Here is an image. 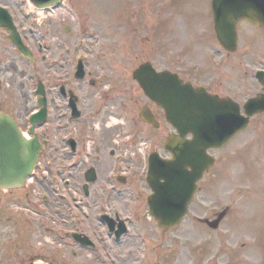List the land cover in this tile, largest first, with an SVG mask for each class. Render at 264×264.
<instances>
[{
    "label": "rangeland",
    "instance_id": "obj_1",
    "mask_svg": "<svg viewBox=\"0 0 264 264\" xmlns=\"http://www.w3.org/2000/svg\"><path fill=\"white\" fill-rule=\"evenodd\" d=\"M0 1L18 6L13 16L25 43L35 51L43 43L37 64L33 65L14 51L6 33L0 31L3 109H9L16 116L23 114L19 122L24 127L26 113L39 107L33 94L37 81L33 80L46 81L48 105L52 108L48 120L51 123L50 127L45 124L38 132L42 140H50V146V142L70 131L78 132L86 139L93 123L103 128L102 133L110 136L109 145H114L113 138H119L123 125L132 124L131 119L137 113L132 97L139 98V104L148 101L131 75L148 59L159 70L182 71L195 83L208 84L213 92L231 96L241 105L262 90L254 73L256 68H264V31L241 22L239 46L233 53L226 52L215 34L209 0H67L64 8L46 14L45 21L39 25L33 18L37 13L30 12V0H20V3L19 0ZM25 26L29 30H22ZM66 26H70L69 32L65 31ZM67 41L76 44L84 41L83 46L94 51L89 55L88 67L100 71V76L103 74L95 87L89 84L88 78L81 81L72 75L73 67L69 64L73 62L64 53L59 58L61 65L52 67V56L58 57L59 52L65 51L59 47L61 42ZM62 82L80 95V106L84 110L81 123L66 118L67 105L52 90L54 85ZM25 104L27 108L20 109ZM89 115L94 118L87 124ZM163 121L162 129L156 130V134L166 138L164 131L167 134L173 129L165 119ZM107 125L115 127L110 131L105 129ZM142 128L139 124L137 130ZM49 149L50 152L45 151L40 158V169L51 171L46 165L49 159L54 166L69 159L64 155L55 159L51 155L53 149ZM211 153L216 163L200 182L189 215L168 230L159 227L149 215L146 199L150 188L147 185L132 179L123 186L121 193L101 189L111 162L109 156L105 170L91 184V198H60L56 208H46L41 205L40 193V189L44 192L46 181L40 179L26 189L15 191L13 199L11 192L5 193V203L0 205V230L4 242L0 264H10L11 260L13 264H22L21 249L24 248L34 250L31 252V260L35 259L33 264H47V258L52 260L50 264H113L111 258H118L114 264H264V114L253 117L247 130L223 149L211 150ZM78 157L80 163L82 155ZM77 184L75 191L62 188L60 191L73 196L79 192L85 196L82 184L75 180L73 186ZM36 185L37 197L16 199L24 190L32 191ZM87 201L89 206H85ZM76 202L80 203L79 207ZM96 205L121 215H132L136 220L122 243L108 238V230L103 228L100 220H95ZM226 207L231 211L218 229L198 221V218L212 220ZM86 210L91 216H86ZM36 213L40 217L36 218ZM43 219L46 223L42 226ZM88 224L103 233L100 237L96 235L97 238L86 233L98 242L95 246L93 241L95 247L84 249L73 239L66 244L56 231L58 226L64 227V231L73 227L83 231ZM15 253L20 256H12Z\"/></svg>",
    "mask_w": 264,
    "mask_h": 264
},
{
    "label": "water",
    "instance_id": "obj_2",
    "mask_svg": "<svg viewBox=\"0 0 264 264\" xmlns=\"http://www.w3.org/2000/svg\"><path fill=\"white\" fill-rule=\"evenodd\" d=\"M38 6L60 4L63 0H35ZM216 9V28L220 41L229 50L237 46V22L242 18L264 26V0H214ZM0 21L10 31V39L18 48L31 57L29 50L23 46L15 31L12 21ZM150 64H143L135 71V77L141 82L145 91L162 104L170 121L177 127L179 135L168 138L166 148L177 155L172 172L165 171L162 176L158 167L153 165L150 171L151 184L156 198L151 202V212L156 216L160 226L170 227L178 222L186 211L187 203L193 194L195 182L212 161L207 160V149L223 145L238 130L247 125L248 118H241L239 107L229 98H219L191 86L184 85L176 75L169 72L156 74ZM264 82V76L262 77ZM40 92L43 93L41 88ZM249 115L264 110V97L253 98L246 105ZM143 117L153 121L149 112L141 110ZM45 110L36 115L34 120L44 118ZM41 117V118H39ZM192 132L193 140L185 136ZM39 151L37 136L26 139L13 119L0 114V187L13 188L23 185L32 174ZM187 164H183V162ZM205 166L204 168V164ZM193 171H188V166ZM164 167V166H161ZM157 168V169H156ZM164 169V168H159ZM164 177L166 182L160 183ZM159 182V184L157 183ZM224 213L215 221L209 222L217 227Z\"/></svg>",
    "mask_w": 264,
    "mask_h": 264
},
{
    "label": "flooded vegetation",
    "instance_id": "obj_3",
    "mask_svg": "<svg viewBox=\"0 0 264 264\" xmlns=\"http://www.w3.org/2000/svg\"><path fill=\"white\" fill-rule=\"evenodd\" d=\"M17 102V101H16ZM25 107L23 108L22 106H21V108L20 109H26L27 108V105L25 104L24 105ZM67 108V107H66ZM67 111L69 112V109L67 108ZM15 116V119H16V121L18 122L19 121V119L23 116V114H18L17 116L16 115H14ZM148 126V129L146 130V134H153L152 133V131H151V126L152 125H150V124H148L147 125ZM23 127V126H22ZM102 129L103 128H99V131L98 130H95V128L94 127H92V129L90 130V132H92L91 134H89L88 135V137L89 138H93L94 140H93V143L94 144H97V141H96V138H97V135H96V133H100L101 134V139L102 140H100L99 141V144H98V147H97V149H96V151H97V153H103V161H102V163L100 162V160H99V158L97 159V158H95V159H93L92 161H93V166H95L96 167V170H97V172H98V175L99 176H101V173L103 172V169H104V167H105V165H104V163H105V158L107 157V155L109 154V155H113L114 153H115V147H113V146H111V145H109L110 144V142H109V140L107 139L108 138V136H107V134H105V132L104 133H102ZM116 130H114V132H115ZM77 134V136H79V140H78V146H77V150L78 149H80L81 147V143H82V141L84 140L83 138H81L80 137V135L78 134V132L76 133ZM102 141V142H101ZM151 142H154L153 140H151ZM54 144H57V147H53V145ZM151 144H153V143H151ZM53 145H52V149H53V151H54V154L56 155V153H57V155H56V157L57 158H59L61 155H64L65 157L64 158H73L75 155H76V151H73L72 149H67L68 148V145H69V141L68 140H63V139H59V140H57V141H54L53 142ZM47 148H49V142L48 141H46L45 142V150L47 149ZM64 149H66V150H64ZM61 150H63L64 152H62ZM62 153V154H61ZM139 164H141V161L139 160V161H137L136 163H134L133 161L131 162V163H129L128 164V167H132V166H139ZM80 165V164H79ZM131 171V175L130 176H128V178H125V179H122L126 184L130 181H132V179H134L135 181H137V182H139V180L137 179V176H138V174L136 173V172H134L133 170H130ZM63 173H65L66 172V170H63L62 171ZM73 173H74V176H75V174L77 173V178H75V180L77 181H79L80 182V184H82L83 185V181H82V177H81V174H83V168L82 167H80V166H78V168H75L74 170H73ZM60 178H61V176L60 175H57V176H55V179H56V181L57 182H60ZM75 180L74 181H72L71 182V180H70V178H68L66 181H65V184H64V186H57V188H52V196H51V198H49L47 195H42V198H41V205H43L44 207H46V205L44 204V203H47L48 204V202L49 201H52L53 203L51 204V207H56V204H59V199L60 198H62V197H64L65 196V194H63L61 191H60V189L63 187V189H65V190H68V191H70V192H72V191H75V187L77 188L79 185L77 184L76 186H73V184H74V182H75ZM82 185H81V187H82ZM114 185V190H115V188H117L118 187V184H113ZM23 189H26V188H23ZM101 189L102 190H105V191H107V189H106V184H102L101 185ZM30 190H24V192H23V194H21V195H19V196H17V198L16 199H31V197L30 196H33V194L31 193V192H29ZM3 191H0V204L2 203V202H4V200L7 198V195L6 194H4V193H2ZM14 192L15 191H11V196H13L11 199H13V198H15V195H14ZM92 193H93V191L91 192V194L89 195V197H91V195H92ZM62 195V196H61ZM34 197V196H33ZM88 197V198H89ZM87 206H89L90 205V202L89 201H87V204H86ZM96 206H98V205H96ZM41 214H43L44 212H41V211H39ZM110 215H112V211H110V212H108ZM38 213H36V218L37 217H40V214H39V216L37 215ZM88 216H91L90 214L88 215ZM118 214L116 213V215H115V217H116V219L118 218ZM89 222H91V221H89ZM41 225L43 226L44 224H45V221H41ZM49 229H50V227H48ZM86 228V229H85ZM85 228H84V230L83 231H80V232H82V233H84V234H86L87 232L88 233H90V234H92V235H94V237L95 238H97L96 237V235L97 236H99L100 237V235L98 234V233H96V229L95 228H93L92 227V225L91 224H88V225H86L85 226ZM48 229V230H49ZM70 230H73V231H71L72 233L74 232V231H77V230H75V228L73 227V228H69V230H68V232H66V231H64V233L63 232H60V236H59V238L60 239H62V240H64V242L66 243V244H69V240H74V238H73V234H70L69 233V231ZM57 233V232H56ZM4 245V242H3V240L1 239V245H0V250H2L3 249V246ZM32 251H34V250H26V248H24V249H21V252H22V256L24 257V261H22V264H33V261L35 260V259H33V260H31V256H32V254H31V252ZM12 252V251H11ZM12 256H20L19 254H17V253H15V254H13ZM28 257H30L29 259H28ZM26 260H29V261H26ZM31 260V261H30ZM45 262L47 263V264H50L51 262H52V260L50 259V258H47V259H45ZM37 263H39V262H37ZM36 263V264H37ZM10 264H13V261L11 260L10 261ZM67 264V263H66Z\"/></svg>",
    "mask_w": 264,
    "mask_h": 264
}]
</instances>
